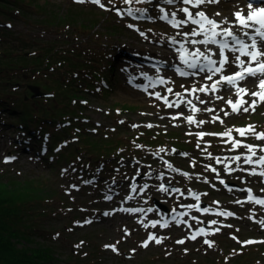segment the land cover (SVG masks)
<instances>
[{
  "label": "rangeland",
  "instance_id": "1",
  "mask_svg": "<svg viewBox=\"0 0 264 264\" xmlns=\"http://www.w3.org/2000/svg\"><path fill=\"white\" fill-rule=\"evenodd\" d=\"M21 1L23 4L9 1L6 6L0 5V47H6V51L0 53V63H6L7 58L2 60L5 53L14 59L16 62H11V68H5L8 73L5 78L20 79L18 84H0V94L7 97L1 98V102L16 112L0 111V178L19 185L29 182L32 189L38 187L39 180L45 183L43 198L53 206L39 219L42 235L57 244L59 264H264V226L259 223L264 220V206L243 200H247L250 192L264 193V176L250 174L253 167L257 173L264 169L245 164L243 157L248 154L247 149L233 148L230 139H222L217 134L232 129V140L240 139L235 129L248 125L255 126L256 132H264V103L258 104L255 111L233 113L227 100L236 101V90L223 82L215 92L209 87L207 92L188 95L193 87L210 86L221 75L239 71L233 62L238 53L225 51L230 62L212 80L206 78L207 71L195 69H188L193 73L181 76L179 73L186 70V66L181 63L171 66L163 57L170 55L169 51L179 53V42L203 37L184 36L198 28L197 25L173 27L160 18L164 15L160 12L163 8L171 19L172 13H176L177 20L187 19L179 9L188 7L193 15L203 11L217 22L227 20L228 23H221L222 28L232 27L234 33L245 37L235 25L232 9L242 7L246 15L247 5L242 6L240 0H219V3L195 8L185 5L183 0H175L173 4L165 0H133L132 4H125L124 0H111V3L101 0L105 5L101 8L91 0L83 3L77 0ZM129 7L143 11H134L136 18L127 14ZM117 9L122 10L123 15H118ZM1 11L10 17L6 18ZM139 14H145L147 20ZM57 16L61 17L55 20L60 22L58 28L40 24L51 22ZM1 28L11 34L6 35ZM4 41L9 42L7 46L3 45ZM45 43H52L50 46L67 52L69 57L73 54L79 58L81 54L84 59L93 58L95 53L104 57L99 64L100 70L108 74L110 84L105 83L108 89L101 93L97 89L85 91L86 81L74 80V72H65L67 66L63 72L43 65H32L33 70H30V64L41 62L37 56L47 47ZM212 46L207 45V49L214 48ZM195 47L205 49V45ZM23 53L27 57H23ZM216 53L215 59L219 61V50ZM30 55L36 58L25 59ZM130 77H135L131 83ZM146 77L153 81L160 78L165 83L145 90L144 86L150 85ZM257 83V78L249 77L240 82V86L255 92ZM31 84H37L45 95L33 97ZM44 84L51 86L50 89L44 91ZM62 84L83 89L77 100L75 97L64 103L55 100L54 94ZM47 93L54 94L48 96ZM155 93H160L161 98ZM176 93L181 95L178 97ZM186 96L188 99L183 101ZM164 97L175 99L173 107L167 106ZM244 99L251 103L253 98L244 96ZM25 102L34 115L32 120L38 119L36 125L29 126L30 139L33 143L37 138L38 142L49 140L52 145L57 144L56 150L62 151L57 161L52 157L48 162L42 161L35 150H26L23 143L20 144L29 134V131L22 134L18 117L22 111L18 103L25 105ZM192 105L200 111L193 112ZM52 107L63 109L65 117L73 118L61 117L54 121L56 123L51 122L40 110ZM190 115L205 123H188L186 118ZM213 117H221L223 122ZM69 119L73 125L69 124ZM149 124L152 127H147ZM75 127L83 132L77 133ZM61 131L66 134L63 132L65 135L61 136ZM199 132L208 135L201 138L196 135ZM246 138L257 140L253 135ZM30 141L29 146L33 145ZM263 153L258 149V156ZM235 156H241V160L234 161ZM10 157L15 159L6 163V158ZM226 167L230 169L229 174ZM221 180L233 181L235 185L227 187ZM161 185L168 191H161ZM133 187L136 191L132 194ZM173 187L179 191H174ZM190 192L199 195V200ZM109 196L111 199L107 198ZM129 196L133 197L128 202L130 207L145 211L110 213L111 208H119ZM155 198L170 210L165 212L156 207ZM200 201L210 204L208 212L187 207L197 206ZM218 208L234 216H212L210 211ZM105 212L109 215H103ZM182 213L187 215H180ZM170 215L174 216L173 220ZM157 221L159 223L153 227V222ZM165 221L169 222L167 227L162 226ZM200 227L206 234L191 239ZM149 235L164 239L160 244L149 241L148 247H143ZM251 238L255 243H244ZM179 240L184 243H177ZM106 245H114L116 251Z\"/></svg>",
  "mask_w": 264,
  "mask_h": 264
},
{
  "label": "snow or ice",
  "instance_id": "2",
  "mask_svg": "<svg viewBox=\"0 0 264 264\" xmlns=\"http://www.w3.org/2000/svg\"><path fill=\"white\" fill-rule=\"evenodd\" d=\"M78 3H83L84 0H77ZM93 4L99 5L101 8H105V5L101 2V0H91ZM125 4H132L133 0H124ZM136 2H140V0H136ZM109 3H111V0H109ZM165 3L167 4H173L175 3V0H165ZM183 3L185 5H191L192 7L199 8L201 5L206 3H219V0H183ZM115 7V6H113ZM248 12L245 15L243 12V9L240 11L235 12L234 18H235V25L239 26V29L242 30L243 36H247L250 39V43L245 42L244 39L240 38L239 35L233 32L232 27L222 28L221 23H228L227 20L223 22H217L216 20L209 18L205 12L198 11L193 15V13L189 10L188 7H184L182 9H179V11L183 12L187 19L184 20H177L176 13H172V19L169 20L168 13L164 12V9L161 8L160 12L164 13L163 16H161V19L167 20L169 23L173 25V27H178L180 25H186L188 23H191L193 25H197L198 28H193L190 33H184L185 37L191 36V37H197L202 36L203 39H191L186 40V43H190L191 45H216L219 48V61L212 59L213 55H216V53H213L211 49H206L205 51H201L199 48H194L193 50H189L185 47L184 43H180V48L178 49L180 53V60L187 66L189 69H199L200 72L209 73L207 75L208 80H212V77L216 75L217 73H222L224 71V66L229 62L227 55H225V50L232 53H238V55L234 56V63L239 68V71H236L232 75H221L220 79L214 81L210 86H202L199 89L193 87L192 92H207L209 90V87L211 91L215 92L218 90L219 85L223 82L227 85L235 88L236 90V96L237 99L235 102H233L231 99L227 100L228 105L231 107L233 113H239L241 111L247 113L249 111H255L258 104L264 103V0H257L256 5L252 2H249L248 5ZM134 11H143L140 9L133 10L132 8H127L126 12L128 15H133ZM118 15H123V11L120 9H117ZM216 15H220L219 13H216ZM131 27V25H129ZM143 35V34H142ZM173 43H177L175 40H173ZM241 57H246L247 59H242ZM217 64L219 66H217ZM181 76L190 75L192 73L180 71L179 73ZM249 77L251 78H257V91L255 92H249V90L246 87L240 86V82L247 80ZM150 81V85H145V90L147 87H155L156 84H163L165 81L163 79L153 81L151 77H146ZM135 77H130L129 82L131 83ZM169 92L172 91L171 88L168 89ZM156 97L160 99V93H155ZM176 95L179 97L181 94L176 93ZM244 96H251L253 99L251 100V103H249L247 100L244 99ZM219 99H223V97H218ZM165 103L168 107H172L173 105L168 103L167 97L163 98ZM189 104H191V101H188ZM201 103H204V101H201ZM247 105V106H245ZM179 106L178 104L176 105ZM207 111H213L212 109H206ZM192 111L198 112L200 109L196 108L195 105H192ZM225 115H228L227 112H225ZM176 117H173L175 119ZM188 123H199L203 124L205 121L201 120L197 122L193 116H188L187 118ZM218 119V117H213V120ZM223 122V121H221ZM123 123V121H121ZM133 127H136V125H133ZM147 127H152L151 124L147 125ZM232 129H229L228 131L220 134L226 137H229L232 143L233 148L238 147H245L247 149V155L243 157V162L248 165L253 166H260L261 169H264V155H259L257 157V147L256 145H242L241 141L239 140H232L231 139V133ZM236 132L241 137H246L248 135H253L257 140L264 141V133H258L256 132L255 126L248 125L244 128L235 129ZM197 136L203 138L205 135H208L203 132L196 133ZM199 146V145H198ZM163 151V149H161ZM260 152H264V147L259 148ZM254 157H256L254 159ZM12 159H15L14 157L6 158L5 162H10ZM234 161H240L241 156H235L232 158ZM220 162L219 160L217 161ZM169 168L172 166L169 164ZM226 170H230L227 169ZM213 172L216 170L213 168ZM252 175H260L264 176V170H261L259 173L256 172L255 167L252 168L251 173ZM184 175H187V173H184ZM221 184H224L225 182L223 180L220 181ZM161 191H168V188L164 187L163 185L160 186ZM133 192L136 191L135 187L132 189ZM174 191H179V189H175ZM192 195L195 199L199 200V195L195 193H189ZM108 199H111V197H107ZM133 197L129 196L127 199L131 200ZM249 200L254 201L256 204L264 205V199L253 197L251 194L249 195ZM187 207H197L194 205H188ZM124 211L127 212H144L145 210L143 208H129L124 209ZM148 211H152V209H148ZM175 211V210H173ZM204 212H208L209 209L204 208ZM219 215L224 216H231L233 213L230 212H220ZM105 215H109L108 213H105ZM180 215H187V213H182ZM182 222V221H181ZM90 223V221H89ZM157 222H153L152 226L155 227ZM213 224L216 223V221H212ZM259 223L264 226V220L259 221ZM163 227L168 226V222L165 221V223L162 225ZM147 227V226H146ZM219 231V229H217ZM200 234H206L203 229H200L198 233L193 234L190 238L196 239L197 235ZM164 238L157 239L153 235H149L148 240L145 241L142 246L148 247L149 241H155V243L160 244L162 243V240ZM177 243H184L183 240L177 241ZM205 243L209 244L211 246V243L209 241H205ZM244 243H253V241H246ZM106 247H111L113 251H116L114 245H106Z\"/></svg>",
  "mask_w": 264,
  "mask_h": 264
},
{
  "label": "trees",
  "instance_id": "3",
  "mask_svg": "<svg viewBox=\"0 0 264 264\" xmlns=\"http://www.w3.org/2000/svg\"><path fill=\"white\" fill-rule=\"evenodd\" d=\"M9 1H14L18 5L23 4L21 0H0V5L4 4V6H6ZM2 14L6 18L9 16V14L5 11L2 12ZM60 18V16H57L56 18L51 19V22L44 21V23L42 21L39 23L57 27L60 26V22L55 20H59ZM1 29H3V33L6 32V35L11 34L6 30V28ZM3 43V45L7 46L9 42L4 41ZM45 44L47 47L43 50V52H41L40 55L37 56V59H40L41 62H36L35 60L36 63L30 64V70H33L31 67L32 65H43L47 69H52V71L63 72L62 69L67 66V70H65V72H74V80L86 81L84 86L85 91H95V89H97L101 93L103 90L108 89V87L105 85V83L110 84L108 74L105 72V70H100L101 65L99 64L104 57L101 58L96 53L93 55V58L84 59L82 58L81 54L79 55V58L74 57L73 54H71L69 57L66 56L67 52L63 53L59 50H55L53 46H50L52 43ZM13 49L20 50L18 48ZM24 49L25 48L22 46L21 50ZM5 51L6 47H0L1 54ZM23 57H27V54L23 53ZM5 58H7L6 63H0V68H3L0 69V77H2L0 78V84L6 85V82H10L11 84L20 83V79L18 80L16 77L12 80L5 78V75L8 74L6 73L5 68H11V62H16L6 53L4 54L2 60ZM35 58L36 57L30 55V57L25 59H30V61H33ZM18 66L20 67L21 65ZM50 87L51 86L44 84L43 90L47 91L50 89ZM81 90L83 89H79L78 87L74 88L70 84H67V86L62 84L59 86L57 93L53 94L55 95V100H59V102L64 103L65 100H69L72 97H75L77 100V97L80 95L79 91ZM53 94L47 93L48 96H53ZM1 98L7 97L1 95L0 111L5 110V112L9 111L10 113L15 114V109L6 106L5 103L1 102ZM18 104L22 109L21 113L18 115L22 134L29 131L28 136L32 137L29 126L31 124L36 125L38 119L32 120L34 115L31 113V108L28 106L29 104L27 102H25V105L22 103ZM42 111L43 115L51 122H54L56 119L61 117H64V119L73 118L71 115L65 117V111L59 108L55 109L52 107L51 109L49 108L46 110H40V112ZM29 117L30 119H28ZM69 122L70 125H73L71 119H69ZM75 129L77 133L83 132L79 127H75ZM63 132L64 131H61V136L66 134ZM84 137L89 138L88 135H84ZM34 141V144L30 145L29 151L35 150V153L37 154L44 148L45 153L38 155L42 161L48 162L50 157L54 158L56 161L58 160L59 154L62 151L56 150L57 144L52 145L49 140L38 142L39 140L37 138H34ZM36 146L37 148H35ZM36 183L38 184V187H36V189H32L29 182L19 185L18 183H15V181L0 178V264H59V259L57 258L58 256L56 252L57 244L46 240L42 235L43 227L41 219H39L41 216H45L47 214L46 212L53 205L51 203H47L49 202L48 199H45V197L43 198L46 190L43 189L45 183L41 180L37 181Z\"/></svg>",
  "mask_w": 264,
  "mask_h": 264
},
{
  "label": "bare ground",
  "instance_id": "4",
  "mask_svg": "<svg viewBox=\"0 0 264 264\" xmlns=\"http://www.w3.org/2000/svg\"><path fill=\"white\" fill-rule=\"evenodd\" d=\"M237 9V10H236ZM242 9V7H235L234 9H232V11H235V12H237V11H240ZM198 37H200V36H198ZM187 45V47L186 48H188L190 51L191 50H193L194 48H196L195 46H193V45H190L189 43H186ZM201 51H203V50H206L207 49V46H205V49H202V48H200V47H198ZM168 51V50H167ZM211 51L214 53V51L211 49ZM169 53H170V55H168V56H164L163 57V60L167 63V64H169V65H171V66H173V65H175L176 63H181L182 65H185L181 60H180V58H179V56H180V53H178L176 50L175 51H169ZM186 66V65H185ZM188 71V70H187ZM191 73H193V72H191ZM191 94H193V92L191 91L188 95H191ZM188 98H187V96L185 97V98H183V101H186Z\"/></svg>",
  "mask_w": 264,
  "mask_h": 264
},
{
  "label": "water",
  "instance_id": "5",
  "mask_svg": "<svg viewBox=\"0 0 264 264\" xmlns=\"http://www.w3.org/2000/svg\"><path fill=\"white\" fill-rule=\"evenodd\" d=\"M30 89L33 92V97H40L41 95H45V92L40 90V87L35 84L30 85ZM139 177H136V180H138ZM155 203L157 207L162 208L164 211H168V207L160 203L158 199L155 198ZM208 205L206 203L202 204V207H207Z\"/></svg>",
  "mask_w": 264,
  "mask_h": 264
},
{
  "label": "flooded vegetation",
  "instance_id": "6",
  "mask_svg": "<svg viewBox=\"0 0 264 264\" xmlns=\"http://www.w3.org/2000/svg\"><path fill=\"white\" fill-rule=\"evenodd\" d=\"M167 101H168V103H170V104H172V105H174V103H176V101H175V99H173V98H170V97H167ZM173 107V106H172ZM169 163H170V161H169ZM218 179V178H217ZM260 194H263L262 192H260ZM219 210V208L218 209H212L211 211H210V213L212 214V216L214 215V214H216L217 212H221V211H218ZM257 214H261V213H257ZM215 216H217V215H215ZM234 216V215H233Z\"/></svg>",
  "mask_w": 264,
  "mask_h": 264
}]
</instances>
